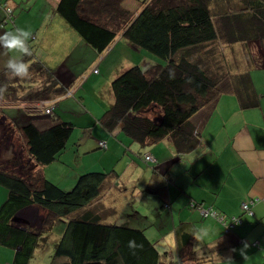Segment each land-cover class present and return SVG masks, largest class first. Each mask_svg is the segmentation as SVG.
I'll return each mask as SVG.
<instances>
[{
	"label": "trees",
	"instance_id": "trees-1",
	"mask_svg": "<svg viewBox=\"0 0 264 264\" xmlns=\"http://www.w3.org/2000/svg\"><path fill=\"white\" fill-rule=\"evenodd\" d=\"M124 1L59 0L56 12L99 54L122 35L156 60L147 67L135 65L115 78L114 103L99 120L108 133L120 130L138 146L139 157L164 140L175 150L171 165L196 151L201 134L192 120L205 108L216 106L224 80L242 110L260 105L245 47L259 42L264 48V0H139L137 13L124 8ZM240 46L246 55L244 65L238 64L240 58L227 55L240 51ZM22 58L29 65L26 77L12 78L6 69L0 72V104L38 103L64 94L67 88L57 83L51 69L33 60L30 50ZM157 110L154 120L149 114ZM3 113L8 124L3 123L7 125L0 136V182L8 195L0 206V246L14 250L12 264H29L62 221L61 237L52 241L51 264H168L163 262L166 253H160L148 238L143 215L133 212L125 225L109 220L120 213L104 202L113 174H85L71 191L47 179L44 168L61 161L68 151L73 123L54 120L41 130L34 123L17 126ZM15 132L21 138L20 151L10 158L4 153L14 149L15 141L8 140L10 135L15 140ZM31 207L44 210L39 230L15 220ZM156 215L159 219L150 228L171 231L169 214ZM182 228L175 230L178 261L170 264L188 258L193 233ZM130 240L139 247L130 249Z\"/></svg>",
	"mask_w": 264,
	"mask_h": 264
},
{
	"label": "crops",
	"instance_id": "crops-1",
	"mask_svg": "<svg viewBox=\"0 0 264 264\" xmlns=\"http://www.w3.org/2000/svg\"><path fill=\"white\" fill-rule=\"evenodd\" d=\"M58 2L59 0H0V23L6 16L3 7H10L14 10L13 22L0 28V34L16 29H24L29 32L27 47L33 53V60L40 62L45 68L51 69L60 86L64 88L74 86L83 78L89 79V82H95L100 76L103 79V87L99 85L97 93L91 98H83L80 91L77 92L79 95H75L76 97L78 95L77 101L72 100L71 97L70 99L57 97L59 98L58 103L66 99L68 116L63 117L65 115L61 116L58 113L57 108L61 107L59 104L55 113L52 114L58 116L55 120L73 123L75 129L77 126H86L88 133L74 156L72 154L74 152L71 150L76 147V141L69 146L68 152L61 157V161L54 162L44 168L47 179L63 189L71 191L78 179L85 174L91 172L106 174L116 165L126 164L124 174L131 172L129 187L120 188L117 181L121 177L115 172V169L112 170L111 185L105 193L104 202L108 207H111L109 201H113L112 204H115L119 198L114 195L116 191L131 192L140 200L151 199L150 194L158 197L159 205L156 207L160 209L158 214L168 213L170 216L168 221L172 225L171 231L168 233L166 228L162 231L156 228L161 236L160 238L158 233L155 234V237L159 238L158 241L156 240V246L160 253H166L163 262L170 264L171 261H178L179 253L175 230L183 227L185 232L193 233V239L190 248L187 249L188 258H185L182 264H264L263 46L259 42H254L245 47L250 59L249 71L255 90L259 95L260 105L254 109L242 110L229 85L226 91H222L215 107L205 108L192 120L201 134V142L197 150L184 156L172 167L165 169L175 159V150L170 141L164 140L150 146L145 152L151 154L156 160V163L149 168L148 165L143 164L141 157L135 152V148L138 146L133 145L131 140L124 136L120 130L112 134L108 133L99 120L114 103L111 83L103 72L111 70L115 76L118 72L126 71V69L121 71L115 69L111 63L114 52L109 54L115 47L118 49L122 45L131 50L128 53L131 67L135 65L147 67L156 63V60L131 45L122 35L116 39L117 41L114 46L110 47V50L102 54L97 53L58 15L56 12ZM132 2L138 5L135 12L128 7L132 5ZM140 5L139 0L123 2V7L134 13L139 11ZM75 47H79L82 52H87L85 64L81 60L77 61L79 56L76 55ZM239 49L242 51L243 48L240 46ZM12 54L17 57L24 55L18 51ZM136 55L140 58L139 60L136 59ZM8 56L9 53L0 48V72L5 70L4 63ZM100 59L102 60L100 61ZM126 64L128 63L125 61ZM97 67L99 73L94 74L93 70ZM32 103L34 102H9L1 104V106H13V108L9 107L5 110V113H8L17 126L34 123L41 130L52 126L55 122L49 120V116L25 110L24 106L28 109ZM21 113L26 117L22 118V123H19L18 118L21 117ZM3 119L5 123H8L6 117ZM75 129L72 135H74ZM79 140L83 139L79 138ZM91 140L94 144L88 146ZM99 142L107 143L108 150L103 153V156L108 155L109 159L107 161L101 159L105 164L99 170H93L89 158L93 156L91 153L96 155L99 152L96 150L101 149ZM79 145L80 143H78ZM80 150L82 151L80 152ZM30 160L28 159V161ZM73 160L76 164L82 163L81 174L73 170ZM136 161L139 166L142 165L140 170ZM144 167L148 168L144 170ZM163 178L167 179L170 184L163 183ZM7 195L8 189L0 182V206L6 200ZM112 195L115 198L111 200ZM244 202H250L253 214H247L242 210ZM192 204L197 207L215 209L228 221L231 218H239L241 222L238 226L225 229L214 218H204L197 208L192 207ZM32 210L38 214L42 208H27L19 213L18 218L29 228H33L34 225L39 228L44 220V210L41 211L40 216H38L39 214L37 216L30 215ZM133 212L136 211L133 210ZM136 213L141 215L139 212ZM61 227L55 235V239L61 237ZM165 232L167 235H164ZM0 254L4 255L0 264L13 263V252L0 248ZM174 264H178V262Z\"/></svg>",
	"mask_w": 264,
	"mask_h": 264
},
{
	"label": "rangeland",
	"instance_id": "rangeland-1",
	"mask_svg": "<svg viewBox=\"0 0 264 264\" xmlns=\"http://www.w3.org/2000/svg\"><path fill=\"white\" fill-rule=\"evenodd\" d=\"M128 7H129V9H131L134 12L137 11V9H138V5L136 3H134V2H132V5H130ZM113 46H114V44H113ZM75 49H77L76 55L79 56V59L77 61H80L81 60L85 64L86 63V56L88 55L87 52H82V50L79 47H75ZM129 51H131V50L128 49V48H126V47H124V46H122V45H120V47L118 49L115 47V49L109 54V55H111L114 52L113 55H112L111 63H112V65L115 66L114 67L115 69H119V71H121L122 69H126L127 70V68L129 69V67H131V64H129V63H131L130 62L129 55H128ZM235 54H233V53H231V54L227 53V55H229V58L232 59V60H233V58H232L233 56L234 57L236 56L237 58H240V61H238V64L244 65L245 64L244 63V60L246 59L245 58L246 55L244 53H242V51H237V53H235ZM149 55H151V54L149 53ZM125 56H126V59L124 60V57ZM151 56H153V55H151ZM136 59L139 60L140 58L137 56ZM125 61L128 64L125 65ZM120 73H122V72H118L114 76L113 75V72L111 70H107V72H103V74L105 75L106 79L109 81V83H111L110 84L111 90H112V82L114 81V79ZM86 75H87V73H86ZM82 76H83V74H82ZM82 76H80V77H82ZM99 85H102V87H103V79H102V76H100V78L98 80H96L95 82H89V79H87V81H84V83L82 85L83 86L82 87V90H79V91L82 94L83 98H85V97L91 98V97H93L94 94L97 93V89H98V86ZM228 86H229V81L228 80H224L223 83H222V91H226L228 89ZM86 89H89V90L86 91ZM76 94H78V93H76ZM78 95H77V97L75 96L74 98L71 97V99L77 101L78 100L77 99L78 98ZM65 101H66V99L60 101V103H58V106L60 104L61 107L60 108H57L58 109V113L61 116L65 115L63 117H67L68 116V114L66 113V111H68V108H67V106L65 104ZM32 104H30V106H28V109H26L27 107H25V106H24V108H25V110L27 112L29 111L31 113H35L36 110H34V109L31 108ZM9 107H12L13 108V106H8V105L7 106H1V104H0V136H2L1 133L5 129V126L8 124V123L7 124H3V123H5V120L3 119L5 117V115H4L3 112L5 110H7ZM7 115H8V113H7ZM45 116H49V120H51V121H54L58 117L57 115H55V116H53V115L52 116L51 115H45ZM149 116L152 117L154 120H157L158 119V110L155 111V112H150ZM25 117H26V115L21 113V117L18 118L20 120L19 123H22V118H25ZM85 127L86 126H84V127L77 126L76 129H75L76 131H75L74 135H72L71 138H70V142H69L68 148H69V146L72 145V143L74 141H76V143H77L76 144V147L73 150H71V152H74V153H72L73 156H74L76 150L81 147L82 142L85 141L84 139L86 137V134L88 133V132H86V128ZM79 138H82L83 140H79ZM12 140L15 141V143H13ZM8 141H9V143H13L14 149L12 147H10V150L9 151H6L5 150V153L4 154H5V156H7L6 154H8V157L11 156L10 158H15V156H14L15 155V151L16 152L17 151L19 152L20 151L19 146L21 145V143H20L21 142V138H20L18 132L15 133V140L13 139V136L10 135V138H9ZM79 141H81V142H79ZM16 142H17V144H16ZM78 143H80L79 146H78ZM92 144H94V142L91 140L89 142L88 146H90ZM148 149L149 148H147L145 151H147ZM81 151L82 150H80V152ZM96 151H99L98 153H100V152L101 153L100 154L97 153L96 155H94V154L91 153V155H93V156H91L89 158L90 166H92V168H94L93 170H99L100 167H102L105 164L104 162L101 161V159H104L105 161H107L109 159V156L108 155L103 156V153H106L107 152L106 150L100 149V150H96ZM138 151H139V147L135 148V152L138 153ZM145 155H146V153L140 155L141 161L143 162V164H148L144 160V156ZM137 163H138V161H136V164ZM81 164L82 163L76 164L75 163V160H73L72 168L78 174H81L82 173ZM6 165H8V164L6 163L5 166ZM5 166L3 165L4 168H5ZM107 166L108 165L106 164V168H107ZM137 166H139V165L137 164ZM141 166L142 165L140 164L139 170H140ZM150 167L151 166H149V168ZM168 167H172L171 163H169L165 168H168ZM147 168L148 167H144V170H146ZM114 169H115V172H117V174L119 175V177H121L119 179V181H117L118 186L120 188H122V189L128 188L129 187L128 186V182H129V178H130V173L131 172H127L126 174H124L125 171H126V164H122L121 166L118 164V166L116 165L115 168L114 167L112 168V170H114ZM112 170L107 171V174L108 173L110 174ZM91 173H97V172H91ZM100 174H102V173H100ZM163 180H162L163 183H165V182L168 183V180L167 179H164L163 178ZM168 184H170V183H168ZM159 186H160V184H159ZM153 190L154 189L152 188V191ZM114 195H117L116 198H118V197L119 198L117 199V201H116L115 204H112L113 201H109V203L111 202V204H110L111 207H109V208L116 209L120 213L115 218H109V220L116 221L117 223H120L121 225H125V222H124L125 221V218L126 219L130 218L131 217V214L133 213V210H135L136 212H139L141 215H143L145 217V219H146V224L145 225L147 227H149L147 229L148 231H146L148 238L150 240H152L153 242H156V240L158 241L159 238H156L155 237V234L158 233V231L156 230V227H154V228L151 227L150 228V224L151 223L155 224L156 221L159 219V215H156V212L160 211V209H157L156 208L159 205L157 203V198L158 197L156 198V195L150 194L151 199H148V200L142 199V200H140L138 197H136L135 195H133V193L126 192V191H123V192L116 191L114 193ZM113 198H115V197L112 195L110 197V199L112 200ZM41 211L38 212V214H39L38 215V214H35V212L32 210L30 212V215H32V216H37V215L40 216L42 214V212H43V211L42 212ZM62 223H63V221L61 223H59L58 229L54 230L52 232V235L50 234L49 243H47V245H45L44 247L38 248L35 251V253H34V255H33V257H32V259H31V261H30L29 264H51L52 255H53V248H54L52 241L55 239L54 238L55 235H57V233L60 231V227H61V224ZM18 224L24 225V222L21 219H19L18 220ZM29 224H30V222H29ZM40 227L37 228V226L34 225L33 229L39 230ZM158 235H159V233H158ZM160 238H161V236H160ZM0 248H3V250H8L10 252H13V255H14V250L13 249H10V248H7V247H1V246H0ZM3 258H4V255L0 254V260L3 259Z\"/></svg>",
	"mask_w": 264,
	"mask_h": 264
},
{
	"label": "built area",
	"instance_id": "built-area-1",
	"mask_svg": "<svg viewBox=\"0 0 264 264\" xmlns=\"http://www.w3.org/2000/svg\"><path fill=\"white\" fill-rule=\"evenodd\" d=\"M3 8L6 12V16L4 17V19L0 23V28H4L8 22L13 21V19H14V17H13L14 16V10L12 8L6 7V6ZM108 50H110V48H108L106 51H108ZM101 57H103V56L101 55ZM101 60L102 59H100V61ZM93 73L94 74L99 73L98 67L93 70ZM86 80H87V78H85V79L83 78L76 85L71 86L69 89L67 88L66 91L64 92V94L61 96V98L74 97L76 95V93L82 88V85H83L84 81H86ZM58 100H59V98L44 99L38 103H33L31 108L36 110V112H40V113L45 114V115H52L54 113V110L57 108ZM99 145L101 148L107 149V143L106 142H99ZM146 160H151V158L149 156H147ZM192 207L197 208L204 218H208L209 216L213 217L220 224H222L225 229L226 228L227 229L232 228L235 225L237 226L241 222V220L239 218H231V220L228 222V219H226L224 216L219 215L216 212H212L210 208L207 209L204 207H197L195 204H192ZM242 210L244 212H246L247 214H250V215L253 214L251 207H250V202L242 203Z\"/></svg>",
	"mask_w": 264,
	"mask_h": 264
},
{
	"label": "clouds",
	"instance_id": "clouds-1",
	"mask_svg": "<svg viewBox=\"0 0 264 264\" xmlns=\"http://www.w3.org/2000/svg\"><path fill=\"white\" fill-rule=\"evenodd\" d=\"M29 35V32L24 29H16L11 32L0 34V48L5 49L9 53L8 59L4 63V68L12 78H24L29 74V65L24 59L12 54L16 51L28 54L29 49L27 47V41ZM128 247L130 249H135L139 247V245H137L136 241L130 240L128 241Z\"/></svg>",
	"mask_w": 264,
	"mask_h": 264
},
{
	"label": "bare ground",
	"instance_id": "bare-ground-1",
	"mask_svg": "<svg viewBox=\"0 0 264 264\" xmlns=\"http://www.w3.org/2000/svg\"><path fill=\"white\" fill-rule=\"evenodd\" d=\"M57 105H58V102H57ZM149 156L151 158V160H146V157ZM144 160L146 163L148 164H155L156 163V160L154 159V157L151 155V154H146L144 156Z\"/></svg>",
	"mask_w": 264,
	"mask_h": 264
},
{
	"label": "water",
	"instance_id": "water-1",
	"mask_svg": "<svg viewBox=\"0 0 264 264\" xmlns=\"http://www.w3.org/2000/svg\"><path fill=\"white\" fill-rule=\"evenodd\" d=\"M20 218H18V216L15 218L16 221H18Z\"/></svg>",
	"mask_w": 264,
	"mask_h": 264
}]
</instances>
